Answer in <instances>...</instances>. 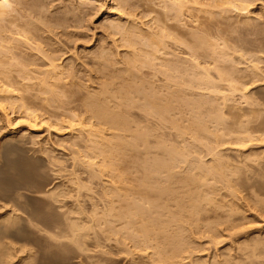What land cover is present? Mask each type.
<instances>
[{
	"label": "bare ground",
	"instance_id": "bare-ground-1",
	"mask_svg": "<svg viewBox=\"0 0 264 264\" xmlns=\"http://www.w3.org/2000/svg\"><path fill=\"white\" fill-rule=\"evenodd\" d=\"M11 1L14 2V7L13 4L10 7ZM46 1L49 2V0ZM46 1L0 0V10L2 8L1 12L5 10V14L2 13L4 16L0 12V264H264V233L247 232L252 227L247 226L252 224L250 217L244 210L246 206L244 207L236 200L238 198L236 193L241 192L231 184L233 178L229 179L232 176L229 174H232L230 172L236 168L234 164L237 163L233 161L232 164L231 160L229 162L228 158L231 157L229 156L227 160V156L224 157L221 152L222 156L218 151L219 148L215 149L216 146L220 147L219 145L207 147L208 152L212 151L213 157L211 153L210 159L211 157L212 159L205 163L204 157H201L204 151L197 148L199 145L195 146L197 143L193 145L197 148L195 150L200 149L199 153L194 151L193 147V150L188 148L191 152H185V149H180L183 146L170 147L176 140L169 139L171 135L169 132L168 138H165L169 139V142L173 141L172 143L160 139V136H164L162 131L166 122L170 125V121L173 129L179 133L178 137L175 134L171 135L172 139L173 137L182 139L194 129H188L194 124L191 123L192 125L188 126L190 124L188 123L186 128L184 125L182 127L180 122L189 120L192 122L194 118L196 120L197 114H203L202 109L201 113H198L203 104L221 100L225 104L216 101V105L218 103L220 106L226 105L228 102L225 101L230 99L228 97L236 94L235 92V94H229L230 91L238 90L237 86H240V83L246 86H243L245 89L242 87L240 92L242 89L249 91L250 86L252 88L253 85L258 86L255 92L258 94L259 101L255 99L258 104L255 103L254 98H251L255 88L250 90L253 94L248 93V97L251 96L250 99L246 94L244 95L246 99H242L246 102L243 104L247 105L246 107L242 105L243 109L252 108L253 110H246L247 113L245 111L244 114L240 108L243 111L242 114L239 110L237 114L231 113L233 118L241 115L244 116L243 121L247 120V125H244L243 121V124L238 123V125L247 126L243 127V130L244 128L246 130L242 132L258 134L256 137L247 134L248 141L245 145L250 144L248 145L250 149L246 150V157L244 156L245 169L239 167V170L243 169L245 175L241 170L240 172L236 169L238 172L235 171L232 181L238 178L237 181H240L241 177L245 179L246 181L242 182L247 184L248 189L243 183L244 186L240 184L241 181L238 183L240 185H234L238 187V190L242 188V185L249 191L248 193H252L257 188L258 195L256 191L249 195L256 198L258 196L259 200H253H258L260 204L257 209L261 210L259 215H262L264 225V66H261L260 60H258L259 66L256 65L257 62L255 65L251 62L249 67L253 64V69L250 68L253 71H249L250 75H247L245 70L247 66H244V71L241 68L237 69L242 59L236 64L235 59L232 61L235 53L230 54V48H226L228 52L224 50L225 48L222 49L225 43L229 42L228 40L219 48L221 45L217 41H211L214 37H211V40L209 38V33L215 27L212 25L217 26L218 19H214L217 10L222 15L232 10L234 12L237 10L236 13L239 11L245 13L246 8L250 9L249 7H254L256 3L260 2L262 5L264 2L261 0H113L116 12L111 14L114 15L113 17L118 16L117 20L109 17L111 22L107 21L109 24L103 27L105 30L98 44L89 50L83 46V51L80 50L81 53L79 52L78 57L74 58L69 53H76L74 50L76 45L73 46L75 53L73 50L57 49L58 42L63 41L60 38L66 36L65 40L69 37L66 41L70 40L72 43L76 36L68 32L69 27L74 22L78 24L79 29L83 25L82 22L85 21L84 24H87V18L81 15L85 13L80 12H85L92 6L103 8L107 0H58L62 2V4L60 2L62 9L58 6L57 9L61 10L60 12L56 10V13L51 12L53 8L47 7ZM48 2L47 5L51 3ZM15 3L19 9H15ZM51 4L54 6L53 2ZM4 7H7V10ZM259 7L261 8L260 5ZM112 8V10L115 9L114 6ZM98 10L95 9V13ZM260 10L261 13L255 15L256 19L257 16L264 17V11ZM6 12L13 16L10 18ZM14 12H17L16 15ZM252 12H250L251 15ZM231 13L233 15V11ZM246 13L243 14L244 18L245 16L248 18ZM70 15L73 17L71 25L68 24L72 20ZM75 17L79 23L74 21ZM252 17L254 18L253 15ZM249 18L247 23L254 20L255 23L253 21L252 25L255 29L258 19L256 24L255 18L250 20ZM213 21L216 22L213 23ZM259 21L264 22L262 19ZM233 23L231 26L234 27L233 32H235L236 27ZM220 25L222 27L223 22ZM74 26L73 28L78 29ZM247 26L245 27L250 28L252 35L260 27L257 26V30L253 32L251 26ZM59 29L63 31L59 32ZM220 29L222 28H219L221 35L223 30ZM96 30L98 31V27ZM83 31L80 32L83 33ZM59 33L63 37H60L58 41ZM94 33H89L91 38H93L92 34L95 35ZM257 33L260 34L259 31ZM263 33L261 35H264ZM232 34L231 32V37ZM80 35L83 36V34ZM244 37L246 40V36ZM228 39L231 40V38ZM243 39L237 38L238 41H244ZM91 41H89L90 44ZM232 41L233 39L231 44ZM234 42V45L230 47L238 50L240 46L236 43V38ZM245 42L240 43L242 48ZM249 43L247 41L248 46L245 43L244 49L246 52L248 50L249 54L256 53L254 55L256 59V55L260 56V51L262 52L260 47H264L263 42L257 44L260 45L259 47L253 45V40L251 48L259 47L258 50L254 48L257 52L249 50L251 45ZM60 45L61 48L65 47ZM234 49L233 51L236 52ZM239 51L240 49L237 51L238 54L236 53L238 56ZM242 52L246 53L244 50ZM252 55L246 53V57L251 56L250 59H253ZM63 56L65 57L62 58ZM246 57L244 54V58ZM220 59L226 63L231 61L232 63L226 64L229 66L236 64L233 65L236 71L231 66L227 67L232 69V72H237L235 77H241L240 80L233 78L235 72L232 74L225 65H222ZM261 62L264 63V59ZM212 64L216 66L215 69ZM210 65L214 74H216L215 71L218 72L219 67L221 68L217 77H214L218 82L209 77L211 76ZM240 65L243 68V64ZM201 68L203 72H200ZM238 73L244 75L237 76ZM245 75H247L246 78ZM247 77H249L248 80ZM242 78L245 81L243 79V82L238 85L237 82ZM220 89L224 93L229 91L228 97L222 94ZM202 91H210L209 95L215 93L216 96L211 95L212 98L208 99L210 96ZM240 94H244V91ZM74 96L76 97L73 98ZM244 97L241 95L239 98ZM224 105L221 108H224ZM252 105L255 107L253 108ZM191 107L194 108L191 109ZM229 109L232 108L229 107ZM212 111L213 115L227 113L219 110L216 114ZM211 113L206 119L203 118L206 116L204 115L203 121L197 117L199 120L194 125L196 128L191 132L192 134L196 131L193 134L197 135L196 139L201 140L203 136L200 133L203 132L202 135H205L204 131H208V134L211 132L213 134L211 137L215 139L217 135L215 133L219 134L221 131L217 132V126L214 127L217 128L214 133L207 128L209 125L206 124L212 120L211 117L214 119ZM14 114L15 118L10 117ZM245 116L248 117L245 118ZM242 119L238 117L234 121L241 122ZM220 122L225 123L221 120ZM15 123L22 126L18 129L16 127L18 125L15 126L16 129L11 128ZM45 126L47 128L42 130L41 128ZM44 131L48 136L43 133ZM41 134L46 136V141L39 140ZM53 134L58 138H65L66 141L67 135L72 137V140H69L72 145L71 142L68 143L69 141L67 145L65 139L60 140L64 141L66 147L72 146L71 149L67 148L68 151H72L61 157L59 152L60 155H56L50 138L53 136L55 139L56 136ZM228 134L230 135V132ZM151 137H158V141L156 138L151 140ZM47 139H51L52 146L48 144ZM220 139L216 138V144ZM238 139L240 137L235 140ZM243 139L240 140L243 142ZM208 140L210 142V138ZM224 140L220 143L225 142ZM165 141L170 145H164ZM201 141L205 140L202 138ZM179 142L177 140V144ZM184 142L187 141L183 140ZM254 143L256 147L253 146ZM152 144H154L153 148ZM139 146L142 147L139 148ZM225 146L223 145V148ZM242 146L244 145H240V148L245 152L246 147L242 148ZM80 148H83L84 154ZM200 151L199 156L204 162L200 158L195 159L198 158L196 153L200 154ZM236 156L239 155L235 154ZM81 157L82 159L89 157V160L100 158L101 162L87 163ZM238 159L240 158L237 157ZM84 162L87 167L89 164L87 171L92 169V172L84 169L86 168ZM93 164L94 168H91ZM95 164L100 166L99 168L103 166L102 169L94 170ZM84 172L88 173L87 177L92 180V184H94L93 181L95 182L94 178L98 177L100 180L102 177L99 185L101 194L90 187L92 186L90 182H84L82 177ZM239 172L245 178L241 175L239 177ZM103 177L107 179L103 180ZM218 183L225 186L224 189L226 187L229 189L230 184L232 185L230 188H234V191L225 189L226 192L220 186L221 190L219 185L217 186ZM95 185L97 186V183ZM84 187H90V189L85 188L84 193L87 189L88 193L94 191L100 194V197H94V192L82 193ZM219 191L221 193L225 191V194H220ZM216 195L219 197H215ZM250 197L247 198L250 199ZM239 199H242V196H239ZM245 201L246 204L250 200ZM254 205L257 206L256 203ZM251 217L253 219V216ZM199 235L202 237L198 238ZM203 237L209 239L211 244L221 238V242L226 241L223 238H228L233 244L230 241L231 245L228 246L230 248L226 250L224 248L222 251L218 249V253L213 250L215 254L211 251L213 254L208 260L207 257L204 259L203 256L196 254L198 249L200 254L204 253H201L200 249L205 244L199 246L197 241V239L202 241ZM219 243L217 245L223 244ZM208 249L210 252V248ZM219 252H223V257L218 256ZM124 253L129 256V258L126 257L127 261L126 259L118 261L116 256L121 257ZM208 254L206 253L207 256ZM127 255L124 254L123 257Z\"/></svg>",
	"mask_w": 264,
	"mask_h": 264
},
{
	"label": "rangeland",
	"instance_id": "rangeland-1",
	"mask_svg": "<svg viewBox=\"0 0 264 264\" xmlns=\"http://www.w3.org/2000/svg\"><path fill=\"white\" fill-rule=\"evenodd\" d=\"M45 1H46V0H45ZM249 1H250V0H249ZM256 1H260V0H256ZM261 1L264 2V0H261ZM47 2H48V1H46V6H47V7L50 6L51 9L53 8V10L51 11L52 13H53V11L56 13V10H58V11L60 12V10L62 9V5H61L62 2H61V1H60V2H61V4H60V2H59L58 0H55V1H53V0H49V2H51V3L53 2L54 6H52V4L49 3V2H48V3L51 4V5H49V4L47 5ZM54 2H57V3H54ZM58 2H59V3H58ZM245 2H246V1H245ZM247 2H248V1H247ZM254 2H255V1H254ZM249 3H250V2H248V4H249ZM252 3H253V2H252ZM259 3H260V2H259ZM259 3H256V4L254 3V4H255L254 7H252V6H251V7L246 6V7H249V8H250V9L246 8L247 11H245V13H246V12L249 13V14L246 13V14L248 15V18L250 17L249 20H250V19H254V18L256 19L255 15H256V14H259V12L261 13V10H260V9H262V10L264 11V9H263L264 6H262L264 3H263L262 5H261V3H260V4H259ZM12 4H13V7H14V2L12 3V1H11V6H10V7H12ZM55 4H56L57 6H56ZM59 4H60V5H59ZM244 4L246 5V3H244ZM15 5H16V6H15V9H16V8L19 9V7H17V4H16V3H15ZM249 5H250V4H249ZM251 5H252V4H251ZM257 5H258V7H257ZM259 5L261 6V8L259 7ZM58 6H59V8H61V9H57ZM63 6H64V4H63ZM113 6L115 7V9H114L115 11L112 10V9H113V8H112ZM7 7H9V6H7ZM7 7H6V8L4 7V8L7 10ZM54 7H55V8H54ZM107 7H108V8H107ZM244 7H245V6H244ZM97 8H99V7H96V6L94 7V6H92V8H91V7L89 8V10H85V12H80V13H85V14H81V15H83V18H87V19H88V20L86 19V21H87V22H86V23H87L86 25L84 24L85 21L82 22L83 25L81 24V25L84 26L85 28H84V27L82 28V26H81V29H79L80 27L77 26V25H78L77 23L74 22V24H73V19H72L73 17H72V15H70L72 20H71L70 23H68V24H69V25L73 24V25H75L74 27L77 26L78 29H77V28H73V25H71V26L69 27V29H68L69 31H68V30H67V31L70 32V33H72V34H74V35L76 36V37H75V40H76V39L78 40V37L82 36V35H80V34H83V36L80 37L79 40H78L79 42L81 41L82 43H81V42L79 43L77 40H76V41L73 40V38H72V40H73L74 42L72 41V43H70V42H71L70 40H68L69 42L66 41L67 39H69V37L66 38V39L64 40V38H65L66 36L63 37V36H61V33H59L60 36L57 35V36H58V41H59V38H60V37H63V38H60V40H63V41H61V42H60V41H59V42L57 41V42L59 43V46H56V48H57V49H63V51H64V49H66V50H73V49H74L73 46L76 45V46H75L76 49H74V50L76 51L77 54L75 53L74 50H73V53H75V54L69 53V54H70L72 57H74V58H75V57L77 58V57H78V56H77L78 53H79V52L81 53V51H83V49H84L83 46H85V48H87V50H89L90 48L93 49V48L98 44V40H99V38H101L102 35H103L102 32H104L103 30H105L103 27H104L105 25L109 24V22H111V19H112V18H114V19H112V20H117V18H118V16H117V17L115 16V17H116V18H115V17H113L114 15H112L113 13L115 14V12H116V5H115V3L113 2V0H107V1H106V6L104 5L103 8L100 6L99 10H98ZM258 8H259V11H258ZM45 9H47V8L45 7ZM63 9H64V8H63ZM95 9L98 10V12L96 11V13H98L97 15H96V13H95ZM110 9H111L112 11H109ZM2 10H3V8H2ZM2 10H0V12H1ZM9 10H10V9H9ZM9 10H8V11H9ZM13 10H14V9H13ZM48 10L50 11L49 8H48ZM248 10H249V11H248ZM250 10H251V11H250ZM256 10H257V13H256ZM15 11H17V10H15ZM49 11H48V13H51V12H49ZM62 11H64V10H62ZM113 11H114V12H113ZM232 11H233V15H232V13H231ZM232 11H231V12L229 11V13L227 12V14H226V13H223V15H222L220 12L218 13V10H217V12H216L217 15H218V14H219V15L221 14L222 17H221V15H220V16H219V15H218V16L216 15V16H215L216 18H214V19H215V20L218 19V20L221 21V22H220V21L217 20V26H218V27L220 26L219 28H222V29H220V30H223V31H222L223 33L221 32V35H220L219 28H218L215 24H213V23H215L216 21H215V22L213 21V23H212V24H213L212 27L215 26V27L213 28V29H214L213 31H214L215 33H214L213 31H212L213 33L210 32V33H209V38H210V40H211V39H212L211 37H214L213 39H216V37H218L217 40H213V39H212L211 41H217L219 45H221V44L223 45L224 42H227V40H228V41H229L228 43H229L230 45H228V43H225V46H226V47L224 46L222 49L225 48L224 50H226V48H228V49L230 48V49H229V50H231V51H230V54L233 55V54L235 53V54H234V57H232V58H233L232 61L235 59L234 62L236 61V62H235L236 64H238V61H239V60L241 61V59H242V62L239 63V64H243V68L241 67L242 65L239 66V64H238V65H237V69L239 70V68H241V69H243V71H244V66H245V67L247 66L246 68H248V69L245 68V70H246L247 73H248L247 75H250V74H249V71H251V70L253 69V64L255 65L256 62H257L256 65L259 66V64L261 63V64H262L261 66H264V65H263L264 63L261 62L262 59H264V56L262 57V54H264V53H262V52H264V51H263L264 47L261 48L260 45H257L258 43H260V42L262 41V42H263L262 45L264 46V38H263L264 35H261L262 32H264V31L261 32V30L264 29V27H263V26H264V22H262V21L260 22V21H259V19H260V20L262 19V20L264 21V19H263L264 17L261 16V17H263V18H261V17H258V16H257L258 24H257V19H256V24H257V25L254 24V25H256V28H255V26H254L255 29H253L252 22H253L254 20H251V21H252L251 23H249V22L247 23V21H248V20H247V19H248L247 16H245L246 21H244V20H245V18H244L245 13H242V12H240V11H239L240 13H239V12L236 13L237 10H236L235 12H234V10H232ZM252 11H253V12L255 11V12H254L255 14H253ZM263 11H262V12H263ZM4 12H5V10H4L3 12H1V15L5 14ZM86 12H87V13H86ZM92 12H94L95 14L92 13ZM107 12H108V13H107ZM109 12H110V13H109ZM250 12H252V15L254 16V18L252 17V15H251ZM2 13H3V14H2ZM10 13H12V12L10 11ZM14 13H15V12H14ZM14 13H13V14H14ZM16 13H17V12H16ZM16 13H15V15H16ZM91 13H92V14H91ZM111 13H112V14H111ZM230 13H231V14H230ZM241 13H242V15L244 14L243 17H242V15H241ZM6 14H7L10 18L13 16V15H12V16L9 15L8 12H6ZM93 14H94L95 16H93ZM105 14H106V15H105ZM234 14H236V15H234ZM263 14H264V12H263ZM1 15H0V17H1ZM15 15H14V16H15ZM85 15H86V16H89V17H90V15H91V18L86 17ZM107 15H109V16L107 17ZM226 15H227V18H229V19L226 18ZM228 15H229V16H228ZM3 16H4V15H3ZM8 16H5V17L8 18ZM224 16H225V18H224ZM230 16H232V18H231ZM237 16H238V17H237ZM103 17H105V18H103ZM109 17H110L111 19H110ZM236 17H237V18H236ZM251 17H252V18H251ZM106 18H107V20H106ZM108 18H109V19H108ZM239 18H240V19H239ZM8 19H9V18H8ZM75 19H77L76 17L74 18V21H76V22L78 21V23H79V20H75ZM78 19H79V18H78ZM89 19H90V20H89ZM233 19H234V20H233ZM241 19H243V21L246 22V23H245V26H247L248 24L251 26L253 32H254V30L256 31L257 28L260 26V27H259L260 29L258 28V31H259L260 34L258 35V33H257L258 31H256V32H254V33L252 32V33L254 34V35H252L251 32H250V31H251L250 28H246V27L244 26V22H243ZM84 20H85V19H84ZM226 20H227V21H226ZM91 21H93V22H91ZM102 21H103V22H102ZM104 21H105L106 23H105ZM107 21H109V22L107 23ZM231 21H232V22H231ZM71 22H72V23H71ZM219 22H220L221 24H222V22H223L222 27H221V25H220ZM227 22H228V23H227ZM230 22H231V23H230ZM233 22H234L235 24H234ZM237 22H238V23H237ZM242 22H243V23H242ZM218 23H219V25H218ZM224 23H225V24H224ZM232 23H233L234 26L236 27L235 32H233V31H234V30H233L234 27L231 26ZM236 23H237V24H236ZM254 23H255V21H254ZM259 23H260V24H259ZM90 24H91V25H90ZM95 24H96V25H95ZM100 24H101V25H100ZM246 24H247V25H246ZM88 25H89V26H88ZM237 25H238V26H237ZM249 25H248V26H249ZM261 25H262V26H261ZM93 26H97V27H98V31H97V30L95 31V29H96L97 27L95 28V27H93ZM228 26H229V27H228ZM248 26H247V27H248ZM250 26H249V27H250ZM257 26H258V27H257ZM216 27H217V31H216ZM230 27H231V29H230ZM262 27H263V28H262ZM71 28L76 29V30L73 31V29H71ZM100 28H102V29H100ZM204 28H207V27H204ZM209 28H210V27H209ZM244 28H245V31H244ZM210 29H211V28H210ZM210 29H209V31H210ZM227 29H228V32H227ZM246 29H247V31H246ZM59 30H60V31H59ZM59 30H58L59 32H62V31H63L62 29H59ZM81 30H82V31L84 30L83 33L80 32ZM93 30L95 31V33H94ZM100 30H101V31H100ZM206 30H208V28H207ZM211 30H212V29H211ZM225 30H226V31H225ZM229 30H230V31H229ZM236 30H237V31H236ZM56 31H57V30H56ZM224 31H225V32H224ZM77 32H79V33H77ZM84 32H85L86 34H85ZM88 32H89L90 34H91V32L95 34V35H93V34L91 35V36H93V38L90 37V34H89ZM204 32H205V31H204ZM204 32H202V34H203ZM216 32H219V33H216ZM231 32L233 33V34H232V37H231ZM57 33H58V32H57ZM87 33H88V34H87ZM96 33H98V34H96ZM211 33H212V34H211ZM225 33H226V34H225ZM245 33H246V34H245ZM249 33H250V34H249ZM255 33H257V34H255ZM84 34H85L86 36H85ZM206 34H208L207 31H206ZM206 34L204 33V35H206ZM210 34H211L212 36H211ZM216 34H217V36H216ZM263 34H264V33H263ZM88 35H89V38H88ZM214 35H215V36H214ZM218 35H220L221 37H227V36H228V37L225 38V39H224V38H221V39H220V38H219L220 36H218ZM233 35H235V36L233 37ZM255 35L259 36V37H260V40H259V37L255 36ZM95 36H96L97 38H96ZM207 36H208V35H207ZM229 36H230V37H229ZM239 36H240V37H239ZM244 36H246V40H245V37H244ZM261 36H262V38H261ZM243 37H244V39H243ZM248 37H249V38H248ZM256 37H257V38H256ZM81 38H82V40H81ZM84 38H85L86 40H85ZM87 38H88V39H87ZM228 38H231V40L233 39L232 44H233V42H234V39L236 38V43H239L238 46H240V48H239V47H238V48L236 47L238 50L240 49V51H239V56L236 55V53L238 54V52H237L238 50H236V49L233 48L234 50H236V52H235V51H233V49L231 48V47H232V44L230 43L231 40L228 39ZM237 38H242L244 41H246V42H245L246 44H247V41H249V42H250L249 44H251V45H249L250 49H249V47H247L249 50L252 49L251 47H252L253 40H254V44H253V45H257V46H259V47H260V50L262 49V52L259 50V51H260V56H257V55H256V59H254V58H255L254 55H255L256 53H255L254 55H252L253 53H252V54H249L250 52H249L248 50H247V52H246V50L244 49V47L246 46L245 43H243L245 46L243 45V48L241 47V46H242L241 44H242V42H244V41H238L239 39L237 40ZM255 38H256V39H255ZM70 39H71V38H70ZM247 39H249V40H247ZM83 40H84V41H83ZM91 40H92V41H91ZM94 40H95V41H94ZM240 40H241V39H240ZM257 40H259V42H258V43H255V41L257 42ZM89 41H91V44H90ZM96 41H97V42H96ZM237 41H238V42H237ZM251 41H252V43H251ZM66 42H67V43H66ZM75 42H77V44H76ZM83 42H85L84 45H83ZM69 43H70L71 45H69ZM214 43H215V42H214ZM240 43H241V44H240ZM60 44H62V45L65 46V47L61 48V47H60V46H61ZM74 44H75V45H74ZM85 44H86V45H85ZM87 44H88V45H87ZM94 44H95V45H94ZM234 44H235V42H234ZM234 44H233V45H234ZM260 44H261V43H260ZM57 45H58V44H57ZM91 45H92L93 47H92ZM222 45L219 46V48H221ZM227 45H228V47H227ZM66 46H68V47H66ZM81 46H82V47H81ZM230 46H231V47H230ZM235 46H237V44H235ZM247 46H248V44H247ZM45 47H46V46H45ZM259 47H255V46H254L253 49L251 50V52H253V51H254V52H255V51L257 52V50L259 49ZM68 48H69V49H68ZM81 48H82V49H81ZM247 48H246V49H247ZM254 48H257V50L254 49ZM45 49H47V47H46ZM78 49H79V51H77ZM80 50H81V51H80ZM229 50H228V51H229ZM242 50H244L248 55H252L253 59H250L251 56H250V58H249L248 56L246 57V53H243V52L241 53ZM226 51H227V50H226ZM228 51H227V52H228ZM232 51H233V52H232ZM231 52H232V53H231ZM261 53H262V54H261ZM69 54H68V55H69ZM244 54H245V57H246L247 59L244 58ZM258 54H259V53H258ZM58 55H59V54H58ZM75 55H76V56H75ZM80 55H81V54H79V56H80ZM235 55L238 56V57H236ZM241 55H242L243 57H241ZM59 56H62V54L59 55ZM66 56H67V55H66ZM64 57H65V56H63L62 58H64ZM258 57H259V58H262V59H259ZM216 58H219V57L216 56ZM237 58H238V60H237ZM78 59H79V58H78ZM245 59H246V60H245ZM201 60H202V59H201ZM256 60H257V61H256ZM258 60H260V63H259V64H258V62H259ZM62 61H63V59L60 60V63H61ZM210 61H211V60H210ZM219 61H221V62L223 63V64H222L221 62H219L220 64L225 65L226 67L229 66L230 63H232L231 61H230V63L227 62V63H229V64L226 65L227 63H226V62H223V60L220 59ZM243 62H244V63H243ZM251 62H254V63L251 65L252 67H249L250 64H251ZM248 63H249V64H248ZM236 64H232V65H230V66L233 68V67H234L233 65H236ZM244 64H245V65H244ZM247 64H248V65H247ZM230 66H229V67H230ZM238 66H239V67H238ZM206 67H207V66H206ZM209 67L211 68L210 71L212 72V73L210 72V75H211V76H209V77H212L213 80L215 79L214 81H216V78H214V77H217V74H218L219 71H221V70H220L221 68L219 67V70L216 69L218 72L215 71L216 74H214V73H213L214 70L212 69V67L215 69L216 66L214 67V65L212 64V67H211V65H210ZM229 67H227L228 70H229L230 72H232V71H231L232 69L230 70ZM250 68H252V69L250 70ZM235 69H236V68H233V70H235ZM241 69H240V70H241ZM201 70H202V71H201ZM201 70H200V72H203V68H201ZM212 70H213V71H212ZM235 71H236V70H235ZM235 71H234V72H235ZM246 71H245V72H246ZM252 71H253V70H252ZM234 72H232V74H233ZM238 72H240V71H238ZM241 72H242V71H241ZM245 72H243V73H245ZM236 73H237V72H235V73L233 74V78L235 77ZM243 73H241L240 75H239V73H238L237 76H242ZM250 73H251V72H250ZM139 75L141 76V74H139ZM212 75H213V76H212ZM243 75H244V74H243ZM247 75H245V78H246ZM239 78H241V77H235V80H237V79L240 80ZM248 78H249V77H247V80H248ZM243 79H244V78H242L241 81H238V82L235 81V83L237 82L238 85H239L240 82H243ZM244 81H245V79H244ZM216 82H218V80H217ZM237 83H236V84H237ZM234 85H235V84H234ZM236 86H237V85H236ZM243 86H244V84H243V83H240V86H237V87L239 88L238 90H236V91H230L229 94H235V93L237 94V95L235 94V96H234V95H232V96L230 95L232 98H231L230 96L228 97V95H229L228 92H229V91L224 93V91H222V89H220V90H221L220 92H221L222 94L224 93L225 95H227L228 98L231 99L230 102H229L230 99H228V100L225 101V102H228V103H226V105H224V104H225L224 101L222 102L221 100H220V101H219V100H214V101H212V102H210V103L207 102V103L203 104V106H202L201 108L199 107L200 109H199L198 113H201V109L204 111V112L202 111L203 114H197V117H198V118L200 117L199 119H201L202 121H203L202 117H203L204 115H206V116L203 117L204 119L210 117V113H211L212 110H213L212 112H214V113H216V114H217V111H218V113H219V110H220V112H222V111H223V112H227V113H224V115H223L222 113H221V114L219 113L220 115L217 114L218 116L215 115V114L213 115V114L211 113V114H212L211 116H214V119H213V117H211L212 120L210 119V120H211L210 122H209V119H208L207 121L209 122V124H206L205 122L200 121V122L203 123V124L205 123L207 126L209 125V127H207V128H210L211 130H213V133H214V131H215L217 128H218V129H217V132H218V130H219V131L221 130V131L219 132V134H218V133H215V134H217V135L214 137L215 139H213V138L211 137V136L213 135L211 132H209L210 134H208V131H207V130H209V129L206 130L207 132L204 131V134H205V135H202L203 132H202V134L200 133V135L203 136L202 138L205 140L204 142L201 141L202 138H201V140H200V138H199V139H196V138H198L196 134H195L196 136L193 135L196 131H195L194 133L191 134V132H193V131L195 130V128H196V127H194V125L197 123V120H199L197 117H196V120H195V118H194V120H193V118H192V120H193V121L191 120L192 122H190V120H189V121H184V122L181 121V122H180V123L182 124L181 126L183 127V125H184L186 128H187V124H188V123H190L188 126L192 125L191 123L194 124V125H192V126H190V127L188 128V129H190V130L194 128V129L191 130L189 133H187V135H188L191 139H190L188 136H185L186 134L184 135V136H185L184 138L182 137V139H181V138L176 139V137H175V138L173 137V139H172L173 134L177 135V137H178V136H179V133H178V131H177L176 129H173L172 124L170 123V121H169V124H170V125H167V124H168L167 122H166L165 125H164V129H163V130H164L165 132H164V131H162L163 133L161 132L162 134H164V136L161 134V135H162V137H161L160 134H159L158 137L160 136V139H161V140H167L165 137L168 138V134L170 133L172 136L169 135V139H171V140H174V139H175V140H176V142H174V143H172L173 141L169 142V141H170L169 139L167 140V142L172 143L171 145H173V146H170V147H174V148H175V145L178 146V147L183 146V147H186L187 149L190 147V148H191V149L189 148L190 150H193V149H194V151H196V152H197L198 150L201 149L202 152L204 151V154L202 153V156H201V157H204V161H205V163H206V161L208 162L209 160H211L212 157H213V153H212V151H211V152H208V151H207V150H208L207 147L210 148V147L213 146V145H214V146L219 145L220 147L216 146L217 148L215 147V149L217 150V149L219 148L220 150L218 149V151H220V154H221V152H222V154H224V157L227 156L226 159L230 156L231 158H228V159H229V162L232 161V164H233V161H235V163H237V164H234V166H235L236 168H235L233 171L231 170V172H230V173H232V174H229V176L232 175V176H230L229 179L231 180V178H233L232 180H234V177H233V176L235 175L236 172H238V171H236V169L239 170V167H241V168H244V167H245V166H244V165H245V157H246V154H247V153H246V150H247V149H250V146L248 147V145H250V144H248L247 146L245 145L246 141H248V139H247L248 135H249V136L252 135L253 137H254V135H255V137H256V135H258V134L255 133V132H254L255 134H254V133H250V132L247 133L246 131H245L246 133L242 132V131L246 130L245 128H244V130H243V127H247V126H243L242 124H243V122H245V123H244V125H245V124L247 123V122H246L247 120L245 119V120L243 121L242 118H244V116L242 117L240 114H239L240 116H236V114H237L236 112H238V110H239V112H241V114H242L243 111H244V114H245V111L248 110V109H246V108H245V110L243 109L244 107L247 106V105H245L246 102L243 101L244 99H246V96L244 97L245 94H246L247 97H248V96H249L248 93L253 94V92H254V95H252V97H251V96H250V97H251L252 99L254 98V100H255V99H256V100L258 99V94H255L256 90H258V89H257L258 86L254 87L255 85H253V88H252V86H250L251 88L249 89V91L255 88V90H253V92H252V91L249 92V91H245V90H243V89H245L244 87H246V86H244V87H243ZM242 87H243L242 90L244 91V94H240L241 92H243L242 90H241V92H240V89H241ZM237 91L240 92V93L238 94ZM202 92H204V91H202ZM209 92H210V91H205L204 93L208 96V95H209V94H208ZM220 92H219V93H220ZM234 92H235V93H234ZM245 92H247V93H245ZM251 92H252V93H251ZM221 93H220V94H221ZM214 94H215V93H212L211 95L213 96ZM220 94H218V95H220ZM211 95H209L210 97H208V99H209V98H212ZM238 95H239V96H238ZM241 95H243L244 98H239ZM214 96H216V95H214ZM233 96H234V97H233ZM253 96H255L256 98L253 97ZM75 97H76V96H74L73 98H75ZM220 97H221V95H220ZM250 97H248V98L250 99ZM233 98H234V100H232ZM65 99H66V98H65ZM242 99H243V100H242ZM238 100H239V101H238ZM254 100H253V101H254ZM256 100H255V103H257V102L259 101V100H257V102H256ZM216 101H219L220 104L224 103V104H223V105H224V108H221L223 105L220 106L219 103L217 104V105H218V107H217V105H216ZM246 101L248 102V100H246ZM244 102H245V104H243ZM249 103H250V104L252 103L251 100L249 101ZM257 104H258V103H257ZM54 105H55V104H54ZM228 105H229V106H228ZM242 105H243L244 107H243ZM253 105H255V104L253 103ZM253 105H252V107L254 108L255 106H253ZM56 106H57V104H56ZM248 106H249V104H248ZM256 106H257V105H256ZM229 107H231L232 109H229ZM193 108H194V107H191V109H193ZM206 108H207V110H206ZM208 108H209V109H208ZM218 108H219V110H217ZM240 108H242L243 111H241ZM247 108H248V107H247ZM250 108H251V105H250ZM256 108L258 109V107H256ZM256 108H255V111H257ZM222 109H223V110H222ZM251 109H252V108H251ZM251 109H250V110H251ZM136 110H138V109H136ZM209 110H210V111H209ZM236 110H237V111H236ZM250 110H248V111H250ZM252 110H253V109H252ZM134 111H135V110H134ZM206 112L209 113L208 116H207V113H206ZM229 112H230V113H229ZM136 113H137V111H136ZM139 113H140V112H139ZM231 113H236V114H235L236 117L233 118V116H232L233 114L231 115ZM246 113H247V111H246ZM198 115H200V116H198ZM13 116H14V117H13ZM13 116L11 115L10 117L15 118V114H14ZM215 116H216V117H215ZM16 117H17V116H16ZM193 117H194V116H193ZM238 117H241V119H242L241 122H240V121H238V122H237V121H234V120H237ZM247 117H248V116H247ZM247 117L245 116V118H247ZM12 118H11V119H12ZM236 118H237V119H236ZM215 119H216V120H215ZM253 119H255V118H253ZM13 120H15V119H13ZM220 120H221V121H224V122L227 123V124H225V123L223 124L222 122H220ZM239 120H240V118H239ZM205 121H206V120H205ZM207 121H206V122H207ZM215 121H216L217 123H218V121H219L221 124H220V123L217 124ZM242 121H243V122H242ZM15 122H16V121H15ZM198 122H199V121H198ZM235 122H236V123H235ZM18 123H19V122H18ZM214 123H216V124H214ZM234 123H235V124H234ZM238 123H242V124H239V125H238ZM20 124H21V123H20ZM219 124H220V125H219ZM254 124H256V123H254ZM254 124H253L252 126H254ZM16 125H18V124L15 123V125L11 126V128H12V127L15 128ZM241 125H242V126H241ZM246 125H247V124H246ZM20 126H22V124L16 126L17 129H18V127L20 128ZM168 126H169V127H168ZM216 126H217V128L215 129L214 127H216ZM238 126H239V127H238ZM220 127H221V128H220ZM222 127H223V128H222ZM45 128H47V127L45 126V127L41 128V129L43 130V129H45ZM226 128H228V129H226ZM15 129H16V128H15ZM188 129H187V130H188ZM222 129H223V130H222ZM238 129H239V130L241 129V131H239ZM228 130H230V131H228ZM236 130H237L238 132H237ZM209 131H210V130H209ZM168 132H169V133H168ZM229 132H230V135L228 134ZM43 133H45V131H44ZM159 133H160V132H159ZM167 133H168V134H167ZM223 133H225V134H227V135H229V136H228V137H224V136H227V135H225V134L223 135ZM243 133H244V134H243ZM197 134H198V132H197ZM206 134H207V135H210V136H207ZM211 134H212V135H211ZM221 134H222V136H221ZM242 134H243L245 137H244ZM247 134H248V135H247ZM45 135L48 136L47 133H45ZM53 135H54V134H53ZM62 135H64V134H62ZM175 135H174V136H175ZM190 135H191V136H190ZM192 135H193L195 138L192 137ZM46 136H44V135L42 136V134H41L39 140H40V141H41V140H42V141H44V140L46 141V138H45ZM54 136H56V135H54ZM67 136H68L67 141H66L65 138H62V137H61V138H62V139H61V138H58V137L56 136V137L59 139V140L57 139L58 142H56V143H55V141H57V140H56V137H55V139H54L53 136H52V137L50 136V138H51L52 140H51V139H47V142H48L49 145H51L52 142H53L52 145H53V148H55V150H56L55 153H56V155L60 153V154H61V155L59 154L60 157H61L62 155H64V154L70 153V152L72 151V150H69V151H68L67 148H68L69 146L66 147V146L68 145V143L71 142V141H69V140H70V139L72 140V137H70L69 135H67ZM67 136H66V137H67ZM205 136L208 137V138H210V142H211V143L209 142L208 138H206ZM217 136H221V137H217ZM246 136H247V137H246ZM158 137H157V138H158ZM199 137H200V136H199ZM223 137H224V138H223ZM238 137H240V139H243V138H244V139H243V142H242L240 139H238V140H240V142H239L238 140L236 141L235 139L238 138ZM47 138H49V137H47ZM152 138H153V137H151V140H154V138H156V137H154L153 139H152ZM157 138H156V140L158 141ZM163 138H165V139H163ZM188 138H189V140H188ZM216 138H217V139L222 138L223 140L226 139V141L224 140L226 143H225V142H221V143H220V141H223V140L220 139L219 143L216 144V142H215ZM63 139H65V142H66L67 145L64 143V141H62V142L60 141V140H63ZM192 139H194V140H192ZM245 139H247V140H245ZM50 140H51L52 142H51ZM126 140H127V139H126ZM177 140H178V142L180 141L178 144H177ZM183 140H185V141H187V142H186V143H185V142L183 143ZM227 140H228V141H227ZM232 140H233V141H232ZM244 140H245V141H244ZM59 141H60V142H59ZM68 141H69V142H68ZM113 141H114V140H113ZM159 141H160V140H159ZM181 141H182V142H181ZM206 141H208V142H206ZM212 141H213V142H212ZM229 141H230V143L227 144V142H229ZM234 141H235L237 144H236ZM67 142H68V143H67ZM154 142H155V141H154ZM165 142H166V141H165ZM165 142H164V145L167 144V142H166V143H165ZM231 142H232V143H231ZM233 142H234V143H233ZM50 143H51V144H50ZM61 143H62V144H61ZM169 143H168V144H169ZM175 143H176V144H175ZM195 143H197V144L195 145ZM209 143H210L211 145H209ZM222 143H223L224 146H225V144H226V146H225L224 148H223ZM54 144H56V145H58V146H61L63 149H62V148H61L62 150L59 149L60 147L55 146ZM70 144L72 145V142H71ZM168 144H167V146H168ZM193 144H194L195 146H198V145H199L197 148H200V149L195 150V149H197V148H195ZM232 144H233V145H232ZM238 144H239V145H238ZM52 145H51V146H52ZM65 145H66V146H65ZM141 145H142V144H141ZM169 145H170V144H169ZM221 145H222V146H221ZM230 145H231V147H230ZM234 145H235V146H234ZM240 145H244V146H242V148H243V147H244V148L246 147L245 152H244L243 149L240 148ZM54 146H55V147H54ZM209 146H210V147H209ZM253 146L256 147L255 143H254ZM56 147L58 148V150H57ZM70 147H72V146H70ZM70 147H69V148H70ZM129 147H130V146H129ZM141 147H142V146H141ZM141 147L139 146V148H141ZM151 147L153 148V147H154V144H152ZM157 147H158V146H157ZM157 147H156L155 149H157ZM183 147H180V149H181V148H182L181 150L185 149V152H191V151H189V149L187 150L186 148H183ZM192 147H193V149H192ZM251 147H252V146H251ZM221 148H222V149H221ZM226 148H228V149H226ZM70 149H71V148H70ZM73 149H76V148H73ZM82 149H83V148H82ZM82 149L80 148V151H81V152L83 151ZM204 149H205L209 154H207V152H206ZM229 149H230V151H229ZM232 149H233V150H232ZM63 150H67V151H63ZM84 150H85V149H84ZM221 150H222V151H221ZM242 150H243V151H242ZM85 151H86V150H85ZM201 151H200V154H198L199 151H198V153L195 152L196 155H198V156H197L198 158H195V159H199V158H200L199 155H201ZM228 151H229V153H228ZM234 151H235V152H238V153H235ZM240 151H242L241 154H240ZM58 152H59V153H58ZM62 152H63V153H62ZM205 152H206V153H205ZM224 152H225V153H224ZM82 153H83V152H82ZM192 153H193V152H192ZM211 153H212V154H211ZM227 153H228L229 155H228ZM244 153H245V155H244ZM83 154H84V153H83ZM85 154H86V153H85ZM193 154H194V153H193ZM210 154L212 155L211 159H210ZM222 154H221V155H222ZM233 154H234V155H233ZM235 154H236V155H239V156H236V157H235ZM206 155H207V156L209 155L208 158H206V157H207ZM242 155H243L244 160H242V159H243V158H242ZM81 156L84 157V155H82V154H81ZM205 156H206V157H205ZM222 156H223V155H222ZM244 156H245V157H244ZM82 157H81V159H82ZM194 157H195V154H194ZM237 157H239L240 159L237 160ZM85 158H86V159L83 158L82 160H83V161L86 160L87 163H92V162H94V161H95L94 163H96V162H98V163L101 162L100 158H98V159H95V158H94L95 160H93V159L91 158V159H92V160L90 159L91 161L88 159L89 157H85ZM241 158H242V159H241ZM200 159L203 161L202 158H200ZM228 159H227V160H228ZM233 159H234V160H233ZM201 160H200V161H201ZM227 160H226V161H227ZM230 160H231V161H230ZM241 160H242L243 162H242ZM202 161H201V163H202ZM204 161H203V162H204ZM236 161H239V162H236ZM240 162H241L242 164H240ZM87 163H86V164H87ZM98 163H97V164H98ZM100 165H101V164H100ZM241 165H243V167H242ZM253 165H254V164H253ZM84 166L86 167V168H84V169L87 171V168H89V164H88V167H87V166L85 165V162H84ZM95 167H96V169H94V170H97V168H98V170H99V169H102L103 166H102L101 168H99L100 166H97V165L95 164ZM91 168H94V164L91 166ZM106 169H107V168H106ZM244 169H245V168H244ZM240 170H241V169H240ZM240 170H239V171H240ZM89 171L92 172V169H90V170L88 169L87 172H89ZM235 171H236V172H235ZM241 171H242L243 174L245 175V172L243 171V169H242ZM241 171H240V172H241ZM240 172H239V174L237 173L238 176L241 175ZM83 174H84V175H83ZM83 174H82V177H83V179H84V182H85V183H87V182L89 183V182H90L89 184L92 185V186H90V187H91V188H94L93 190H94L95 192H100V194H101V190H100L101 186H99V185H100V183L102 182V177H101L100 180H98V177L96 178L97 180H96L95 178L93 179V180H95V182L98 181V182H96V183H97V186H96V185H95L96 183L93 181L94 184H92V180H91L90 178L87 177V176H88V173H85V172H84ZM85 174H87V175H85ZM233 174H234V175H233ZM243 174H242L241 176H244ZM84 176H85V177H84ZM86 177H87V178H86ZM239 177H240V176H239ZM104 178H106V177H103V180H104ZM236 178H238V177H236ZM244 178H245V176H244ZM106 179H107V178H106ZM241 179H243V178L241 177ZM241 179H240L241 182H240V181H237V180H239V178H238L237 180H235L234 182L231 180V184H233L234 188L237 189V191L241 192V193H238V194H237L236 192H234V193H236V195H237L238 198H239V196H240V197L242 196V199H239V200H238V198H237L236 196H234V197L237 198L236 200H237L238 202H241L240 204H243L244 207L246 206L244 210L246 211V214L250 217V220H251L250 222L252 223V224L249 223L250 225H247L248 227H249V226H252V227H251V229L247 227V228L250 229V230H249V231L246 230V231H247L248 233H261V234H263V233H264V228H263L264 225H263V223H262V222H263V217H262L261 214H260L261 216L259 215V213H260L259 211H261V210L257 209L258 206H260V204H258V202H257V201L259 200V199H258V196H257V198H256V197H250V195H251L253 192L255 193V191H256V194H257V195H258L259 192L256 190L257 188H256L255 190H253V189L251 188V189L253 190L252 193H251V192L248 193L249 191H247V189H248L247 186H246L247 184H244V182H242V181H244L245 179H243V180H241ZM85 180H86V181H85ZM236 181H237V183H236ZM245 181H246V180H245ZM232 182H233V183H232ZM239 182H240V184L243 183V184L246 186L247 189H245V187L243 188V186H244L243 184H242L243 186L241 185L242 188L239 187V188H241V189H244L245 191H243V190L241 191V189L238 190V187L235 186L236 184H237V186L240 185V184H238ZM98 183H99V184H98ZM222 183H223V185H226V184H224V182H222ZM89 184H87V185H89ZM234 184H235V185H234ZM218 185H219V186H218ZM227 185H228V184H227ZM85 186H86V185H85ZM98 186H99V188H98ZM217 186L220 187V186H222V184H221V183H220V184L218 183ZM230 186H232V185L229 184V185H228V188H229V189H227V187H226L225 189H227V191H228V190H232V191H234V188L232 187L233 189H231ZM90 187H88V188H87V187H84L83 190H82V193H84L83 191H84L85 188L90 189ZM224 187H225V186H224ZM224 187L222 186L223 190H225ZM222 188L220 187L221 190H222ZM254 188H255V187H254ZM87 189H86L87 192L85 191L84 194L88 193V190H87ZM96 190H99V191H96ZM249 190H250V189H249ZM94 191H89V193H90V192L93 193ZM225 191H226V190H225ZM225 191H223V193H221V192L219 191V193H220V194H225ZM227 191H226V192H227ZM235 191H236V190H235ZM250 191H251V190H250ZM95 192H94V194H95L94 197L97 196L96 198H99V197H100V194H96ZM257 192H258V193H257ZM89 193H88V194H89ZM228 193H229V192H228ZM244 193H245V194H244ZM254 193H253V194H254ZM94 194H93V195H94ZM230 194H231V193H230ZM232 194H233V192H232ZM249 194H250V195H249ZM90 195H92V194H90ZM93 195H92V196H93ZM234 195H235V194H234ZM238 195H239V196H238ZM215 197H219V196L216 195ZM243 197H245V198H243ZM247 197H250V199L247 198ZM259 198H260V197H259ZM244 199L247 200V202H248L249 200H250L251 202L249 201L250 203L248 202V203H246V204H247V205H246V204H245L246 201H245ZM253 199H258V200H255V201H254ZM252 200H253V201H252ZM251 203H254V204L256 203V205H257V204H258V205L255 207V205H254V204H251ZM249 204H250V205H249ZM248 205H249V206H248ZM252 205H253V206H252ZM247 206H248V207H247ZM251 206H252V207H251ZM252 208H253V209H252ZM259 208H260V207H259ZM248 209L251 210V211H249ZM254 209H255V211H254ZM247 210H248V211H247ZM252 211H253V212H252ZM247 212H248V213H247ZM249 214H250V215H249ZM251 216H253V219H251V218H252ZM254 218H256V220H255ZM260 218H262V219H260ZM254 220H255V221H254ZM259 220H260V221H259ZM261 223H262V225H261ZM246 224H247V223H246ZM253 224H254V225H253ZM255 225H257V226L255 227ZM253 226H254V227H253ZM259 226H261V227H259ZM258 227H259V228H258ZM247 228H246V229H247ZM260 228H261V229H260ZM255 230H256V231H255ZM197 237H198V238H199V237L201 238L202 236L199 235V236H197ZM203 238H204V237H203ZM203 238L201 239L202 241H199L200 239H197V241H198L199 246H200V245L203 246V245H202L203 243L205 244L206 247L204 246V247H205L204 250H203L204 247H202V248L200 247V248H201V249H200V250H201V253H202V252H204V253L200 254L199 249H198L199 247H197V249H198L197 251H198V253H199L200 255H199L198 253H196L197 251H196L195 253H196L198 256H201V257L203 256L204 259H205V257H207L206 259H208V258L211 256V254H213L214 252H217V253H218V251H222V250H224V248H225V250H226V248L229 249L230 247H228V246L231 245V244H233V242L230 240V241L232 242V243H231V242L228 240V238H223V239H226V241H222V242H221L222 238H221V240H220V239L217 240V241H220L221 243L215 241L216 245H215V243H212V244L209 243L210 241H209V239L207 240L206 237H205L204 239H203ZM205 241H206V242H205ZM199 242H201V243H199ZM206 243H207V245L209 244L210 246H207ZM217 243H219V244H222V243H223V244H222V245H217ZM230 243H231V244H230ZM211 245H212L213 247H212ZM197 246H198V245H197ZM207 247L210 248V252H208L209 249H208ZM214 247H215V248H214ZM213 248H214V249H213ZM216 248H217V249H216ZM206 249H207V250H206ZM218 249H219V250H218ZM202 250H203V251H202ZM213 250H214V252H213ZM215 250H216V251H215ZM217 250H218V251H217ZM206 251H207V252H206ZM211 251H212L213 253H212ZM224 252H225V251H224ZM206 253H207V254L209 253L208 256L206 255ZM222 253H223V252H219V255H218V256H219V257H220V255L222 256V255H223ZM124 254L127 255L126 253H124ZM124 254H123V255H124ZM214 254H215V253H214ZM123 255H121V257L118 256V258H117V256H116V259H117L118 261H125L124 259H126V261H127V258H129V256L127 255V256L123 257ZM197 255H195V256H197ZM126 257H127V258H126ZM222 257H223V256H222ZM113 258H114V257H113ZM220 259H221V258H220ZM208 260H209V259H208Z\"/></svg>",
	"mask_w": 264,
	"mask_h": 264
}]
</instances>
